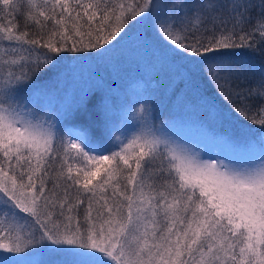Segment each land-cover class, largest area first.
<instances>
[{"label":"snow or ice","instance_id":"1","mask_svg":"<svg viewBox=\"0 0 264 264\" xmlns=\"http://www.w3.org/2000/svg\"><path fill=\"white\" fill-rule=\"evenodd\" d=\"M133 37L156 42L174 105L235 122L244 159H202L151 97L129 130L104 83L51 103L68 64ZM243 53L264 58V0H0V264H264V59Z\"/></svg>","mask_w":264,"mask_h":264},{"label":"trees","instance_id":"2","mask_svg":"<svg viewBox=\"0 0 264 264\" xmlns=\"http://www.w3.org/2000/svg\"><path fill=\"white\" fill-rule=\"evenodd\" d=\"M136 38L133 37L129 41L125 42L124 47L115 52L112 56V58L107 62H85L83 64H95L96 66H99V73L103 75L102 83L105 84L107 88V99H106V105L110 111V114L113 117H118L123 113V110L125 109V106L123 107H117V99L122 94V89L127 88V91L129 92L130 89L132 93L137 92L141 93L144 96L151 97L157 107V115L164 117V118H170L171 124H181L182 126H193V122H198L197 119L201 116L202 118L205 117L206 122H200V125H204L208 128H210L213 132L215 125H213V122H223L221 125H217L218 130L222 132L223 135H230L236 133V124L235 122H227L223 121L221 119H216V121H213L212 111L203 106H193L189 105L186 107H180L178 105H174L172 103V97L168 101H161L160 97L163 98L162 95V84L166 83L168 87L169 86V79L166 75L163 64L164 59L163 55H160V63L157 62L153 56L148 57V53L142 52V47L138 48V46H141L137 43ZM156 47L155 45H153ZM151 46L149 47V50H154L155 48ZM138 48V49H137ZM150 55H152V52H150ZM234 62L238 64H243L245 67H250L252 65H257L261 63V60L264 59L260 56L259 53H243V54H237L230 57ZM67 63V62H66ZM162 63V64H161ZM83 64L72 62L71 64H68L67 68L64 69L65 79L60 83L63 84L64 88L68 82V86L70 85V82L67 81L68 78V71L72 69L73 67H79ZM73 65V66H72ZM75 65V66H74ZM93 67V66H91ZM47 78H44L41 82H45ZM60 84H53L52 90H56ZM182 87V86H181ZM192 91V90H191ZM56 96L60 95V91H53ZM125 93V90L123 91ZM199 93L204 96L207 100H209L212 104L216 106L217 109H226L224 107H227V105H222L225 101L222 100L215 91V88L212 86L206 87L205 91L202 90L199 91ZM191 95V92H190ZM72 98V96H71ZM70 98V100H71ZM130 110V111H129ZM126 112H132L131 109H125L124 113ZM212 121V122H210ZM240 122L246 123L245 121L240 118ZM156 124H159V120L157 119L155 121ZM250 127L257 131L259 126L258 125H250ZM206 130V129H204ZM202 131V130H201ZM96 136H100V131L97 129L94 133ZM220 138V137H219ZM220 140V139H219ZM39 259H45L47 260L48 257H39Z\"/></svg>","mask_w":264,"mask_h":264},{"label":"rangeland","instance_id":"3","mask_svg":"<svg viewBox=\"0 0 264 264\" xmlns=\"http://www.w3.org/2000/svg\"><path fill=\"white\" fill-rule=\"evenodd\" d=\"M137 43L140 44L138 41ZM153 45L157 46L155 41H153L152 47H154ZM140 47L141 46H138V48ZM142 49H143L142 51L143 53L146 52V54L148 53V57L149 56L152 57V55H150V52H152L153 50L150 51L149 47H142ZM155 60L160 63L159 60L157 59ZM103 77L104 76L99 73V66H96L95 64H87V65L83 64L79 67H73L72 69L68 71L67 81L70 82V85L68 86V82H67L64 88L63 84H60V86L56 90H53V91H60L61 93L59 96L55 95L52 98L51 103L54 105L60 103L62 98L65 96L66 90H67V98L70 101L71 96L75 95L80 89L91 87L97 83H102ZM181 86L183 87V85ZM207 86L212 88V85L208 83L205 79L203 78L198 79V83H197L198 91L202 90L204 92ZM172 87H174V85L168 87L166 83L162 84L161 93L163 95V98L160 97L162 102L163 101L166 102L170 100L171 93H172ZM124 90H125V93L123 92ZM131 90L132 89H130L128 92L127 88L122 89V94L117 99V103H116L117 107H120V106L126 107L129 103L142 102L143 99L148 97V95L144 96L141 93H137V92L132 93ZM190 92H191V88L188 89L189 95H190ZM222 105L224 107L226 103L224 102L222 103ZM224 108H227V107H224ZM122 114H123L122 118L125 119L129 124L128 125L129 130L132 129V126L133 127L136 126L137 121L134 117L133 112H126ZM121 115L115 118H119ZM204 120H205V117L202 118L200 116L197 119L198 122H193L194 125L191 127L190 126L183 127L182 123L181 124H177V123L171 124L170 123V127L167 129V131L170 135H172L174 138H176L181 143L186 145L188 148L193 150L195 153H198L202 159H205V160L219 159V160H225L227 162L228 160L238 161V160H242L245 158L243 155L233 152L231 148L225 143V139L228 135L227 134L223 135L222 132H220L217 127V125H221V123L223 122H220V121L213 122V125H215L214 127L215 131L213 132L210 128L202 124L200 125V122H206ZM213 121H216V119L213 118ZM227 122H230V121H227ZM38 258L39 257L29 258V260H33V259L38 260Z\"/></svg>","mask_w":264,"mask_h":264}]
</instances>
